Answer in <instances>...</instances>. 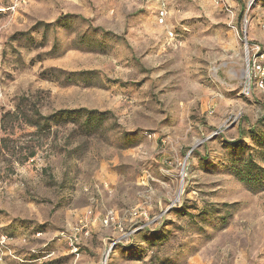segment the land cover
<instances>
[{
    "label": "rangeland",
    "instance_id": "374dc122",
    "mask_svg": "<svg viewBox=\"0 0 264 264\" xmlns=\"http://www.w3.org/2000/svg\"><path fill=\"white\" fill-rule=\"evenodd\" d=\"M263 53L264 0H0V264H264Z\"/></svg>",
    "mask_w": 264,
    "mask_h": 264
},
{
    "label": "built area",
    "instance_id": "2783aa9c",
    "mask_svg": "<svg viewBox=\"0 0 264 264\" xmlns=\"http://www.w3.org/2000/svg\"><path fill=\"white\" fill-rule=\"evenodd\" d=\"M170 35H173L172 33ZM255 60L252 62V64L249 65L252 76H250V82L247 88H245V92L247 94L251 91V80L252 78L254 80H257L258 83H260V87H264V53L259 54L255 56Z\"/></svg>",
    "mask_w": 264,
    "mask_h": 264
},
{
    "label": "trees",
    "instance_id": "16d2710c",
    "mask_svg": "<svg viewBox=\"0 0 264 264\" xmlns=\"http://www.w3.org/2000/svg\"><path fill=\"white\" fill-rule=\"evenodd\" d=\"M51 118H49L48 120H50Z\"/></svg>",
    "mask_w": 264,
    "mask_h": 264
}]
</instances>
